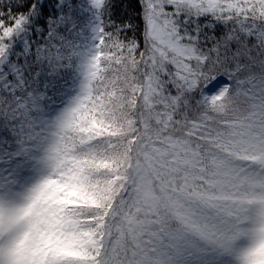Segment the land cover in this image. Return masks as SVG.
<instances>
[{"label":"snow or ice","instance_id":"6c2138e0","mask_svg":"<svg viewBox=\"0 0 264 264\" xmlns=\"http://www.w3.org/2000/svg\"><path fill=\"white\" fill-rule=\"evenodd\" d=\"M0 264H264V0H0Z\"/></svg>","mask_w":264,"mask_h":264}]
</instances>
